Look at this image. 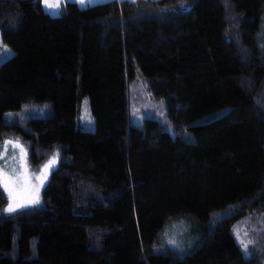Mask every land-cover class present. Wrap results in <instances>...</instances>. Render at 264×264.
Instances as JSON below:
<instances>
[{
    "label": "trees",
    "instance_id": "trees-1",
    "mask_svg": "<svg viewBox=\"0 0 264 264\" xmlns=\"http://www.w3.org/2000/svg\"><path fill=\"white\" fill-rule=\"evenodd\" d=\"M0 30V145L60 151L39 203L0 188V264H264V0H0Z\"/></svg>",
    "mask_w": 264,
    "mask_h": 264
},
{
    "label": "rangeland",
    "instance_id": "rangeland-1",
    "mask_svg": "<svg viewBox=\"0 0 264 264\" xmlns=\"http://www.w3.org/2000/svg\"><path fill=\"white\" fill-rule=\"evenodd\" d=\"M69 0H66V2H64V0H61V5L59 8H47L45 6V10L47 12H49L51 15H60L62 14V11H63V7L66 5V3L68 2ZM71 1H74V0H71ZM78 1V0H77ZM104 1H108V0H88V2H86L85 4H81L82 6H86V5H90V4H93V3H98V2H104ZM79 3V2H78ZM0 41L3 42V45H6L8 49H10V52H7V53H0V64L3 63L6 59H8L9 57H11L14 53L13 49L10 48L7 44L4 43L3 39H2V32L0 30ZM37 103L35 104H31V105H34V106H37L36 105ZM158 105H162V102L160 103H157ZM49 105H51V103H49ZM89 99L88 97H85L83 100H82V103H81V107H80V115H79V119H78V124L82 127H85L86 130H94L95 128V122H94V118L92 117L91 113H90V108H89ZM52 107V105H51ZM38 108V107H37ZM36 108V115L37 116H41L38 112V109ZM164 106H163V113L161 114L162 116H164L165 114V110H164ZM139 111H140V108H139ZM13 112H10V113H7L6 114V118L8 119V116H10V114H12ZM149 116L148 113L147 114H142V113H138V111H136V114L135 116H132L133 118V122L137 125H143V120L145 117ZM162 116H159L157 115L156 117H162ZM166 129L168 131H172L173 130V126L172 124L169 123L168 126H166ZM8 141H13V140H8ZM15 142V141H13ZM20 145H22L20 143ZM23 146V145H22ZM24 148V147H23ZM24 150L26 151V149L24 148ZM3 152V148L0 149V153ZM19 153H20V149L19 148H13L12 145H8V152H7V155L3 156L2 158H0V166H2L4 164L5 161H7L8 163V168H12V167H16L17 168V171H20V167L19 165L17 164L16 161L12 160L11 157L15 156L17 157V160L19 159ZM27 153V151H26ZM56 156V163L55 165L49 170L48 174H47V178L43 180V183L41 184V181L39 179H37V177L40 175V170L43 168V166L48 163V161L50 159H52L53 156ZM59 157H60V151L57 150L55 151V153L41 166V168L35 172L31 171L30 168H29V165H28V176H29V179H28V183L29 185H35V186H38L39 187V195H40V191L42 190V188L47 184L48 180H49V177H50V174L51 172L57 167L58 165V161H59ZM28 162V161H27ZM6 192V195H7V198H8V202H7V205L5 206V212L9 203H10V197L7 193V191L5 190ZM33 204H30V205H27L26 207H29ZM25 208V207H24ZM22 209V208H21ZM19 210V209H17ZM9 213V212H7ZM12 213V212H11ZM224 216H227V214H223L222 217ZM257 222L263 224V222L260 220V219H256ZM237 222L235 223L234 225V232H235V235L239 241V243L241 244V241L243 242H246L248 243V246L250 245V242H251V239H253L251 236H250V233L251 231L253 230V228L249 227L246 225V223H241L239 226H237ZM173 235L175 237V239H172L170 240L171 243H180L182 244L183 243V240L185 241H191L192 240V233L190 232L188 226L185 224L183 226H180L178 227L174 232H173ZM183 237V239H181ZM179 239V240H177ZM176 240V241H175ZM176 246H179L178 244H175ZM246 251V253H248V249H244Z\"/></svg>",
    "mask_w": 264,
    "mask_h": 264
},
{
    "label": "snow or ice",
    "instance_id": "snow-or-ice-1",
    "mask_svg": "<svg viewBox=\"0 0 264 264\" xmlns=\"http://www.w3.org/2000/svg\"><path fill=\"white\" fill-rule=\"evenodd\" d=\"M66 2V0H64ZM82 5L88 2V0H78ZM43 3L47 8H59L61 5V0H43ZM10 52V49L3 42L0 41V53ZM12 147L19 148V159L13 156L12 160L16 161L20 167V171H17L16 167L8 168L7 161L0 166V188L7 191L10 197V203L6 209L7 212H15L17 209H21L30 204L39 203V187L35 185H29L28 183V162L27 153L23 146L20 145L19 141H5L0 147L3 148V152L0 153V158L7 155L8 145ZM56 156L54 155L52 159L46 163L40 170V175L37 177L43 183V180L47 178L49 170L55 165ZM241 245L244 249L248 248V243L241 241Z\"/></svg>",
    "mask_w": 264,
    "mask_h": 264
},
{
    "label": "crops",
    "instance_id": "crops-1",
    "mask_svg": "<svg viewBox=\"0 0 264 264\" xmlns=\"http://www.w3.org/2000/svg\"><path fill=\"white\" fill-rule=\"evenodd\" d=\"M69 1H71V0H69ZM74 1L78 3L77 0H74ZM41 2H42L43 7L45 8V4L43 3V0H41ZM78 4L80 5V3H78ZM81 6H82V5H81ZM63 8H64V7H63Z\"/></svg>",
    "mask_w": 264,
    "mask_h": 264
}]
</instances>
